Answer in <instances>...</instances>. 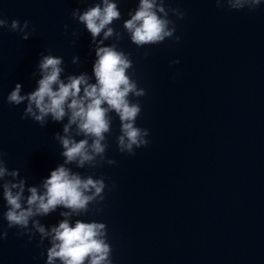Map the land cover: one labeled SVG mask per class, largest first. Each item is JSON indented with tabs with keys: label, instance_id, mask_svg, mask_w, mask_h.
I'll return each mask as SVG.
<instances>
[{
	"label": "water",
	"instance_id": "95a60500",
	"mask_svg": "<svg viewBox=\"0 0 264 264\" xmlns=\"http://www.w3.org/2000/svg\"><path fill=\"white\" fill-rule=\"evenodd\" d=\"M94 2L0 0L4 19L28 20L35 29L27 41L0 29V150L29 186L63 163L54 139L62 124L22 120L25 105H9L7 96L17 83L24 93L35 89L31 74L49 49L63 57L66 75H92L91 36L71 13ZM137 4L120 0L117 31ZM166 7L185 13L182 20L170 16L179 44L137 48L126 33L119 44L147 93L137 126L149 130L150 143L135 156L120 153L114 120L107 158L117 166H72L105 177L111 189L101 213L79 219L107 225L113 264H264V4L254 12L219 9L214 0H166ZM5 203L0 189V213ZM60 219L58 210L41 222ZM0 227L7 229L2 216ZM19 231L0 241V264H46L48 242L41 246L37 235L29 243Z\"/></svg>",
	"mask_w": 264,
	"mask_h": 264
},
{
	"label": "clouds",
	"instance_id": "9594fccd",
	"mask_svg": "<svg viewBox=\"0 0 264 264\" xmlns=\"http://www.w3.org/2000/svg\"><path fill=\"white\" fill-rule=\"evenodd\" d=\"M214 2L219 9L226 6L230 11L249 12L264 4V0ZM119 4L120 0H96L86 9L76 8L71 13L72 19L91 36L90 54L95 53L92 75L86 71L66 75L63 57L53 55L49 49L47 55L41 53L37 69L31 74L36 81L35 89L24 93L23 85L17 83L7 96L9 105H25L22 120L30 118L41 128L47 127L50 120L62 124V134L57 132L54 139L62 147L63 163L38 186H29L18 169L9 170L6 153L0 150V189L7 209L0 213L7 222V229L0 227V241L8 239L11 229H19L17 236H27L29 243L38 235L41 246L45 241L49 245L45 249L46 264H113L107 225L79 219L90 211L101 213L105 191L111 189L105 177L96 178L94 173L82 175L73 171L72 166L76 169L117 166L116 160L107 158L108 137L113 134L116 118L120 123V134L116 137L120 153L135 156L137 149L150 143L149 130L137 126L142 113L140 98L147 93L133 79L131 54L119 48L125 33L137 48L171 39L177 44L181 42L176 36V23L170 18L184 19L181 9L166 7V0H138L137 7L128 12L129 18L123 20L120 32L113 27L123 19ZM64 27L67 32L69 26ZM0 29L18 33L24 41L35 31L30 21L9 23L2 13ZM72 35L78 36V32L73 31ZM109 40L114 42L106 46ZM72 63L80 64V57L74 56ZM179 63V60L171 62ZM58 210L61 219L56 224L41 222Z\"/></svg>",
	"mask_w": 264,
	"mask_h": 264
}]
</instances>
